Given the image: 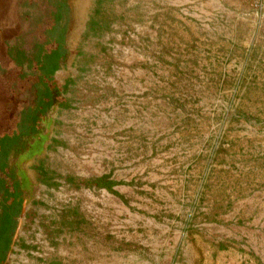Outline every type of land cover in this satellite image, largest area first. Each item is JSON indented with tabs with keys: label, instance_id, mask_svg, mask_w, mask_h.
Returning a JSON list of instances; mask_svg holds the SVG:
<instances>
[{
	"label": "rangeland",
	"instance_id": "1",
	"mask_svg": "<svg viewBox=\"0 0 264 264\" xmlns=\"http://www.w3.org/2000/svg\"><path fill=\"white\" fill-rule=\"evenodd\" d=\"M11 15L0 134L17 137L2 177L18 213L0 264H264V0ZM55 46L58 95L32 126Z\"/></svg>",
	"mask_w": 264,
	"mask_h": 264
},
{
	"label": "trees",
	"instance_id": "2",
	"mask_svg": "<svg viewBox=\"0 0 264 264\" xmlns=\"http://www.w3.org/2000/svg\"><path fill=\"white\" fill-rule=\"evenodd\" d=\"M62 56L60 47L55 46L44 56V61L40 64L38 70L42 76L41 86L36 94L35 109L31 117V124L34 126L39 110H43L45 106L58 95V88L55 85H51V76L58 68L59 58ZM66 83H63L61 89L64 90ZM60 89V90H61ZM17 140V137L11 139L7 136L0 138V155L4 157L6 150L9 146L13 145ZM4 169V163H0V199H2L0 207V256L7 250L10 234L13 230V217L18 213V208L15 204L17 199L15 189H9L6 186V179L2 177Z\"/></svg>",
	"mask_w": 264,
	"mask_h": 264
},
{
	"label": "crops",
	"instance_id": "3",
	"mask_svg": "<svg viewBox=\"0 0 264 264\" xmlns=\"http://www.w3.org/2000/svg\"><path fill=\"white\" fill-rule=\"evenodd\" d=\"M11 1L12 0H0V18L1 19H11ZM7 11V13H6ZM9 47L6 46L4 40V34L0 32V67H11L12 54L9 52ZM5 72V71H4ZM5 135L0 134V138ZM1 147V146H0ZM5 157V156H4ZM0 155V162L4 163L5 159ZM1 195V194H0Z\"/></svg>",
	"mask_w": 264,
	"mask_h": 264
}]
</instances>
